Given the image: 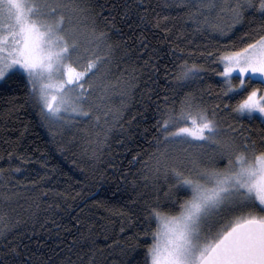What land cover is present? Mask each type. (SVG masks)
<instances>
[{
    "label": "snow or ice",
    "instance_id": "snow-or-ice-1",
    "mask_svg": "<svg viewBox=\"0 0 264 264\" xmlns=\"http://www.w3.org/2000/svg\"><path fill=\"white\" fill-rule=\"evenodd\" d=\"M145 4L136 0L137 15L151 24ZM175 6L188 9L197 32L227 36L249 17L258 16L261 23L244 32L239 43L200 52L210 58L203 63L177 56L181 62L173 80L199 81L208 71L220 79L215 89L208 85L200 95L189 91L179 101L164 95L157 105L156 152L149 157L151 165L143 164L156 180L163 176L167 187L163 200L154 185L152 202L144 201L148 227L128 238L135 243L120 249V264H264V127L245 132L243 125L245 119L264 125V0H178ZM77 11L86 10L74 0H0V92L23 85L26 102L39 110L49 129L94 121L100 129L95 157L124 116L121 109L103 110L112 87L105 71L110 36L97 32L95 20L85 31ZM151 11L152 27L171 32L162 22L178 17ZM204 91L212 97L210 104ZM110 115L115 123H109ZM102 118L107 128L101 127ZM14 156L25 159L10 152V162ZM137 162L139 153L132 160ZM21 170L11 163L0 167V182L7 185ZM5 215L0 213V222ZM5 227L10 233L16 225ZM141 234L151 242L142 260L133 262L128 257ZM0 237L7 241L0 264H8L4 257L19 253L3 230Z\"/></svg>",
    "mask_w": 264,
    "mask_h": 264
},
{
    "label": "trees",
    "instance_id": "trees-1",
    "mask_svg": "<svg viewBox=\"0 0 264 264\" xmlns=\"http://www.w3.org/2000/svg\"><path fill=\"white\" fill-rule=\"evenodd\" d=\"M74 3L86 10L75 13L85 31L91 30L95 20L97 32L106 31L110 36L112 52L105 71L112 87L103 110L121 109L124 118L94 157L92 150L97 147L96 133L100 131L94 121L49 129L39 110L26 102L23 85L13 84L0 92V167L7 169L11 163L13 168L22 169L7 185L0 182V213H6L0 230L19 253L6 255L8 264H120L124 259L120 249L135 243L128 238L148 227L144 201L152 202L154 185H159L163 200L167 187L163 176L156 180L143 164L147 161L151 165L149 157L156 152L157 105L164 95L179 101L186 92L200 95L208 85L215 89L220 79L208 71L199 81L173 80L175 66L181 62L177 56L203 63L210 58L200 52L239 43L244 32L261 23L258 16L249 17L227 36H220L195 31L188 9L175 6L178 0H146L151 24L140 22L136 0ZM153 8L162 15L178 17L162 22L171 32L152 27ZM180 48L185 51L181 53ZM203 95L210 104L212 97L207 91ZM108 120L115 123L111 115ZM100 123L102 128L108 127L103 118ZM243 125L245 132L264 127L259 120L245 119ZM99 138L103 139V132ZM10 152L25 159L14 156L10 162ZM138 153L141 162L132 163ZM5 224L16 227L9 233ZM6 242L0 237V253L5 251ZM150 242V236L141 234L139 245L128 258L142 260Z\"/></svg>",
    "mask_w": 264,
    "mask_h": 264
}]
</instances>
